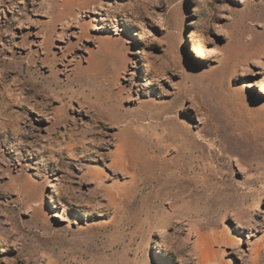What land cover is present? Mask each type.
Segmentation results:
<instances>
[{"label":"rangeland","instance_id":"1","mask_svg":"<svg viewBox=\"0 0 264 264\" xmlns=\"http://www.w3.org/2000/svg\"><path fill=\"white\" fill-rule=\"evenodd\" d=\"M0 264H264V0H0Z\"/></svg>","mask_w":264,"mask_h":264},{"label":"bare ground","instance_id":"2","mask_svg":"<svg viewBox=\"0 0 264 264\" xmlns=\"http://www.w3.org/2000/svg\"><path fill=\"white\" fill-rule=\"evenodd\" d=\"M50 36H51V35H50ZM49 38H50V37H49ZM49 38H48V39H49ZM52 60H53V59H52ZM56 74H57V73H56ZM47 98H49V97H47ZM115 115H116V114H115ZM119 155H120V154H119Z\"/></svg>","mask_w":264,"mask_h":264}]
</instances>
